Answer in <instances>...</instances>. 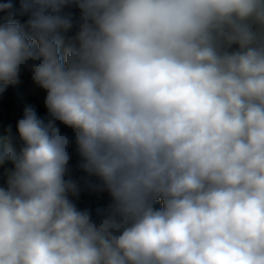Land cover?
Segmentation results:
<instances>
[{"label": "clouds", "instance_id": "clouds-1", "mask_svg": "<svg viewBox=\"0 0 264 264\" xmlns=\"http://www.w3.org/2000/svg\"><path fill=\"white\" fill-rule=\"evenodd\" d=\"M12 9L0 94L27 69L48 119L26 108L19 150H0V264H264V0H21L23 24ZM60 125L109 214L70 199Z\"/></svg>", "mask_w": 264, "mask_h": 264}, {"label": "trees", "instance_id": "trees-1", "mask_svg": "<svg viewBox=\"0 0 264 264\" xmlns=\"http://www.w3.org/2000/svg\"><path fill=\"white\" fill-rule=\"evenodd\" d=\"M11 2L13 13H17L12 18L19 21L21 24L28 19L27 15L21 16L18 14L21 0H0V3ZM74 16H79L77 9H67ZM9 12H0V18H7ZM75 27L67 32H62L63 48L68 45L75 34ZM46 92L40 89L32 80L31 73L24 69L21 71L18 79L7 85L6 91L0 94V150L5 149L9 145L19 150V141L17 133V121L23 117L24 110L31 107L35 110L37 116L45 121L48 119V112L44 105ZM11 126V133H9ZM61 132L69 136L71 144L68 151L70 160L68 164V173L66 179H70L77 183L78 193L75 196L70 195V199L76 204L78 210H87L93 218L98 215H107L111 212V198L106 191L97 187L100 183L97 177L90 176L79 167L80 157L75 144L76 132L67 126L60 125ZM13 165L7 162L0 166V183L7 180L9 171ZM157 206H160L159 204Z\"/></svg>", "mask_w": 264, "mask_h": 264}]
</instances>
